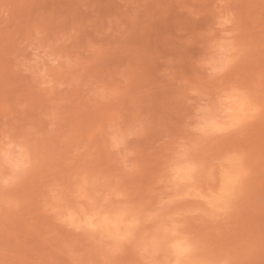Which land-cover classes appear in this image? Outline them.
<instances>
[{
  "label": "rangeland",
  "instance_id": "rangeland-1",
  "mask_svg": "<svg viewBox=\"0 0 264 264\" xmlns=\"http://www.w3.org/2000/svg\"><path fill=\"white\" fill-rule=\"evenodd\" d=\"M0 264H264V0H0Z\"/></svg>",
  "mask_w": 264,
  "mask_h": 264
},
{
  "label": "clouds",
  "instance_id": "clouds-1",
  "mask_svg": "<svg viewBox=\"0 0 264 264\" xmlns=\"http://www.w3.org/2000/svg\"><path fill=\"white\" fill-rule=\"evenodd\" d=\"M228 24H229V19L227 17H222L217 22V26L220 29L226 28L228 26ZM228 35H230V34L227 32L222 33V37H227ZM228 43L229 42L226 39L221 38L220 40L214 42L213 50L218 52V53H224L226 51V46Z\"/></svg>",
  "mask_w": 264,
  "mask_h": 264
}]
</instances>
